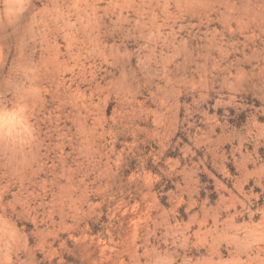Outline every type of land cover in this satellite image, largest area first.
Here are the masks:
<instances>
[{
  "label": "clouds",
  "instance_id": "obj_1",
  "mask_svg": "<svg viewBox=\"0 0 264 264\" xmlns=\"http://www.w3.org/2000/svg\"><path fill=\"white\" fill-rule=\"evenodd\" d=\"M0 264H264V0H0Z\"/></svg>",
  "mask_w": 264,
  "mask_h": 264
}]
</instances>
